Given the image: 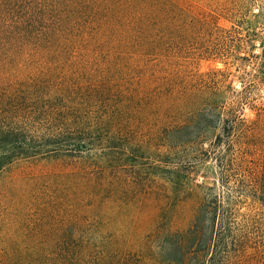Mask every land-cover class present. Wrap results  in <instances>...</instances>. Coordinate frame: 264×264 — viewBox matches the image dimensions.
<instances>
[{
	"label": "trees",
	"instance_id": "16d2710c",
	"mask_svg": "<svg viewBox=\"0 0 264 264\" xmlns=\"http://www.w3.org/2000/svg\"><path fill=\"white\" fill-rule=\"evenodd\" d=\"M230 15V0H0V175L33 180L0 179V264H264V108L230 125L219 179L246 213L169 160L202 140L189 65L226 52Z\"/></svg>",
	"mask_w": 264,
	"mask_h": 264
},
{
	"label": "rangeland",
	"instance_id": "374dc122",
	"mask_svg": "<svg viewBox=\"0 0 264 264\" xmlns=\"http://www.w3.org/2000/svg\"><path fill=\"white\" fill-rule=\"evenodd\" d=\"M230 11L235 14L230 19L218 17L220 28L230 33L226 52L218 44L211 48L210 57H201L189 65L188 78L196 76L195 98L202 107L185 109L201 111L190 121L189 130L202 140L195 146L175 151L169 160L172 168L184 172L189 190L206 192L207 188H216L218 194L223 191L228 198L242 200L238 208L246 213L249 207L246 200L240 199L242 191L234 185L223 189L219 179L224 172L230 173V125L238 120L250 123L256 120L260 108H264V0H230ZM217 136L222 137L221 146L214 145ZM144 154L155 162L151 152ZM236 173L233 172L235 177ZM30 174L28 165L17 164L1 174L0 179L22 193L33 181ZM180 207L181 218L185 219L186 209ZM1 212L0 227L7 228L10 220H14L6 207Z\"/></svg>",
	"mask_w": 264,
	"mask_h": 264
}]
</instances>
